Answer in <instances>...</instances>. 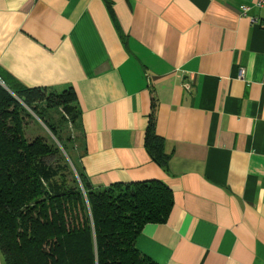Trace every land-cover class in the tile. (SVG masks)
<instances>
[{"label":"crops","instance_id":"crops-1","mask_svg":"<svg viewBox=\"0 0 264 264\" xmlns=\"http://www.w3.org/2000/svg\"><path fill=\"white\" fill-rule=\"evenodd\" d=\"M258 1L0 0V69L25 86L74 90L89 181L172 189L168 221L136 240L157 264H264ZM153 96L166 166L146 148Z\"/></svg>","mask_w":264,"mask_h":264},{"label":"trees","instance_id":"trees-1","mask_svg":"<svg viewBox=\"0 0 264 264\" xmlns=\"http://www.w3.org/2000/svg\"><path fill=\"white\" fill-rule=\"evenodd\" d=\"M152 100L146 148L166 166L169 154L156 125L158 101L156 96ZM42 101L45 106L37 104ZM75 101L71 87L56 92L25 86L0 69V252L4 264H157L137 248L136 240L147 223L168 221L175 203L168 184L148 179L95 187L78 164L75 148L80 142L73 146L76 156L70 155L78 180L62 150L44 138L50 137L34 127L35 135L29 130L32 122H39L36 114L63 143L62 123L49 119V114L53 116L51 111L57 108L64 125L75 126ZM64 142L71 144L68 139Z\"/></svg>","mask_w":264,"mask_h":264},{"label":"rangeland","instance_id":"rangeland-1","mask_svg":"<svg viewBox=\"0 0 264 264\" xmlns=\"http://www.w3.org/2000/svg\"><path fill=\"white\" fill-rule=\"evenodd\" d=\"M45 95H48V93H46V91H45ZM37 104H39V106H41V105L45 106L46 103H45V101H42V102H38ZM26 108L30 111V113L35 114L28 107H26ZM51 112L53 113V116L49 114V119H51L52 121L55 120L57 122L62 123L61 127L64 128L61 132V133H63V136H62L63 140L65 141V139H68V143H71L70 145L67 144V146L69 147V151H68V148L66 146V143L63 141V143L65 144V147H64L63 143L61 142L62 140H59L58 138H56V135L53 132H51V130L43 122V120L39 117H36V114H35V116L34 115L33 116L39 122L38 123L32 122L31 123L32 125H31V127H29V130H31L32 127H34V128H36L37 131H39L41 133H45L46 136L50 137V138H47V137H44V138L49 143H50V141L51 142L53 141L62 150V152L66 155L68 162L72 166V169H73L74 173L76 174V176L79 180V174L75 168V165L73 164V160L71 159V156H73V155L76 156L75 149H77V148L74 149L73 146H74L75 142L79 143L78 136H77L79 133V130H78L76 125L72 126V124H71L73 129H70L71 126L66 127L64 125L63 117H61L62 114H61V111L59 109L53 108ZM31 132H32V134H34V132L32 130H31ZM31 136L32 135L29 134V138Z\"/></svg>","mask_w":264,"mask_h":264},{"label":"built area","instance_id":"built-area-1","mask_svg":"<svg viewBox=\"0 0 264 264\" xmlns=\"http://www.w3.org/2000/svg\"><path fill=\"white\" fill-rule=\"evenodd\" d=\"M258 6H264V0H259ZM247 10H248V7H244V14L246 13ZM243 75H244V70L241 69L240 70V77H242Z\"/></svg>","mask_w":264,"mask_h":264}]
</instances>
